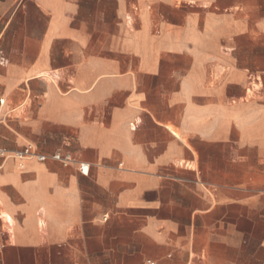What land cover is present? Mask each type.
<instances>
[{
    "label": "crops",
    "instance_id": "0c3cea01",
    "mask_svg": "<svg viewBox=\"0 0 264 264\" xmlns=\"http://www.w3.org/2000/svg\"><path fill=\"white\" fill-rule=\"evenodd\" d=\"M0 99V264H264V0H0Z\"/></svg>",
    "mask_w": 264,
    "mask_h": 264
},
{
    "label": "built area",
    "instance_id": "2783aa9c",
    "mask_svg": "<svg viewBox=\"0 0 264 264\" xmlns=\"http://www.w3.org/2000/svg\"><path fill=\"white\" fill-rule=\"evenodd\" d=\"M6 105V100L4 99H0V110ZM3 122V117L0 113V125ZM0 155L3 158L7 157L6 152L0 150ZM37 158L38 161L40 162H46L47 160H52L54 162H58L60 164H62L63 166H70L73 164L78 165L81 173L84 176H88L89 172H90V165L86 164V163H80L78 162L74 156L72 154L69 153H63V152H56L53 155L47 157L45 155H40L37 154L35 147L32 144H28L27 146H25L21 151L15 153V158L19 159V160H28V159H32V158ZM147 264H154L151 261H148Z\"/></svg>",
    "mask_w": 264,
    "mask_h": 264
}]
</instances>
